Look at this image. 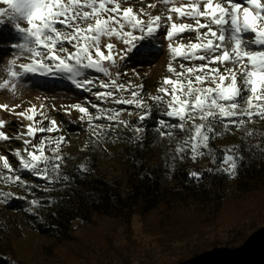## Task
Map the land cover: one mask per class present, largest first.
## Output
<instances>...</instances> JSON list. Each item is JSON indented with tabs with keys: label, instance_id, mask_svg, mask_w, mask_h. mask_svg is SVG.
I'll return each instance as SVG.
<instances>
[{
	"label": "snow or ice",
	"instance_id": "obj_1",
	"mask_svg": "<svg viewBox=\"0 0 264 264\" xmlns=\"http://www.w3.org/2000/svg\"><path fill=\"white\" fill-rule=\"evenodd\" d=\"M125 3L131 0H0L4 5L0 6V63L7 54L2 46L9 39L17 41L13 49L30 54V62L19 64V70H15V60L9 61L8 78L0 81V90L14 93L16 81L29 74L65 76L76 89L95 98L93 102L85 97L84 105L73 107L82 122L86 118L96 145L113 136V142H118L123 138L120 128L136 144L143 142L149 127L169 139L182 133L175 149L181 159L186 154L193 161L210 155L212 163L220 161L217 173L234 178L243 157L232 153L239 148L225 149L218 158L210 142L220 137L221 128L242 130L246 121L264 120V0H180L179 5L178 0H160L167 15L149 14L146 20L142 19L143 8L137 13L133 7L123 6ZM147 7L158 10L154 3ZM173 14L190 22H174ZM9 32L15 35L10 37ZM192 34L195 42L185 43L183 37ZM161 37V43L167 42L170 75L163 78L157 93L145 94L143 85L131 80L127 85L121 83L120 63L132 58L151 60L156 55L152 41ZM105 103L115 106H102ZM90 108L97 115H90ZM0 109L9 111V104H0ZM124 112L136 115L137 121L122 119ZM153 113L155 120L149 125L146 121L153 119ZM14 114L29 124L13 137L3 130L6 121L0 119V142L15 139L25 146L23 151L18 148L10 153L18 158L19 169L14 170L8 157L0 155L8 173L0 171V204L27 200L26 212L35 214V209L53 201L28 200L27 195L6 188L16 186L34 195L37 190L53 191L50 185L69 182L71 178L62 174L67 158L60 154L66 138L48 135L61 131L58 122L52 119L43 126L48 117L41 111L37 121L35 107ZM37 134L43 135L33 143ZM246 135L254 137L256 132L248 130ZM257 147L264 150V145ZM78 171L87 173L89 169L81 163ZM24 173L45 186L29 182ZM189 176L196 182L203 179L195 171Z\"/></svg>",
	"mask_w": 264,
	"mask_h": 264
},
{
	"label": "rangeland",
	"instance_id": "obj_2",
	"mask_svg": "<svg viewBox=\"0 0 264 264\" xmlns=\"http://www.w3.org/2000/svg\"><path fill=\"white\" fill-rule=\"evenodd\" d=\"M179 2L180 0L178 5ZM153 3L157 4L158 10L147 7ZM0 6L4 5L0 4ZM123 6H131L137 13L143 8L145 15L142 19L145 20L149 14L164 12L167 15L165 6L161 5L160 0H131V3H125ZM173 18L174 22L178 23L190 22L176 19L175 14ZM14 35L13 32H9L10 37ZM161 40L163 37L152 41L156 55L151 60L132 58L120 63L119 71L122 75L118 79L121 83L127 85L131 80L136 85H143L145 94L157 93L163 78L170 75L166 70L170 61L167 42L161 43ZM189 40L195 42V35L183 37L185 43ZM16 42L15 39H9L2 46L7 54L3 55V63H0V81L8 78L9 61H16L15 70H19V64L30 62V54L12 48ZM113 71L115 72V69ZM134 72L139 73V76L134 75ZM89 75L103 78L93 72ZM16 83L17 89L14 93L0 90V95L9 104V111L0 109V119L6 121L3 130L14 137L18 131L26 129L29 122L19 119L15 112L27 111L30 107H35L38 113L36 120L39 121L41 120L39 113L43 111L48 117L44 120L43 126L46 127L48 122L54 119L61 129L58 133L48 135H63L66 138L60 150V154L67 158L62 169L74 170L81 163L88 165L93 161L97 162L99 169L107 177L115 178L122 174L126 154L136 146L145 145L147 142H149L148 149L152 163L160 159L173 158L175 164L180 160L175 149L184 134L178 133L171 139L159 137L152 127L148 128L140 144L129 142L130 134L120 128L118 131L123 138L118 142H113L115 140L113 136L107 143L96 145L90 136L86 118L85 122H82L81 114L73 107L78 103L84 105L85 97L93 102L95 98L90 93L76 89L65 76L43 77L29 74ZM123 95L127 96L128 93L125 92ZM102 106L115 105L105 103ZM89 114L97 115L91 108ZM121 118L134 123L137 121L136 115H129L127 112H124ZM154 120L155 113L153 119L146 123L151 125ZM261 127L264 128V120L257 118L246 121L245 129L242 130L221 128L220 137L210 142L211 145L216 146L213 148V153H219L218 148L225 150L236 146L239 151L232 154L242 156L241 143L237 140H244L248 130L257 131ZM41 135L43 134H37L33 143H38ZM24 147L21 141L15 139L10 142H0V155L7 156L13 169L16 170L19 169L18 158L10 153L18 148L23 151ZM46 154L51 155L50 152ZM214 165L217 167V164ZM0 171L8 174L3 170L2 161H0ZM22 175L29 182L34 181L39 187L44 186L27 173ZM228 177L230 193L219 202L220 204L190 201L177 204L179 206H176V212L167 213L165 218H161L163 216L158 212L143 216L136 214L130 224L110 217L97 218L91 223L77 221L74 223L70 239L60 242L33 229V220L26 215L25 209L17 207L18 203H13L14 200L7 206L0 204V257H3L0 264L4 262L7 264H176L208 245H230L238 248L245 242L244 237L247 238L264 227V182L249 193H239L234 181L236 176ZM6 190L21 196L28 194L23 188L16 186ZM10 205L15 207L11 208Z\"/></svg>",
	"mask_w": 264,
	"mask_h": 264
},
{
	"label": "trees",
	"instance_id": "obj_3",
	"mask_svg": "<svg viewBox=\"0 0 264 264\" xmlns=\"http://www.w3.org/2000/svg\"><path fill=\"white\" fill-rule=\"evenodd\" d=\"M255 132L254 137L246 135L244 140H237L241 143L243 157L234 180L239 193H249L264 182V150L257 147L264 145V128ZM148 147L149 142L130 150L122 174L115 178L107 177L93 161L87 165V173H81L78 168L62 169V174L71 178L69 182L50 185L54 189L50 192L37 190L34 195L26 194L28 200L53 201L35 209V214L26 212L30 206L27 200H14L13 203L25 209L34 222L33 229L60 242L70 239L77 221L91 223L97 218L110 217L130 224L136 214L143 216L155 212L165 218L167 213L176 212L177 204L190 201L220 204L230 193V178L215 171L221 166L219 159L212 163L211 156L205 155L193 161L186 154L175 164L173 158L152 163ZM215 147L211 145L212 149ZM218 150L219 153L213 154L219 158L224 149ZM210 168L212 172L208 171ZM192 171L202 173L203 179L199 182L191 179L189 173ZM244 239L238 248L208 245L176 264H264V227Z\"/></svg>",
	"mask_w": 264,
	"mask_h": 264
},
{
	"label": "bare ground",
	"instance_id": "obj_4",
	"mask_svg": "<svg viewBox=\"0 0 264 264\" xmlns=\"http://www.w3.org/2000/svg\"><path fill=\"white\" fill-rule=\"evenodd\" d=\"M7 103L5 98L0 95V104Z\"/></svg>",
	"mask_w": 264,
	"mask_h": 264
}]
</instances>
